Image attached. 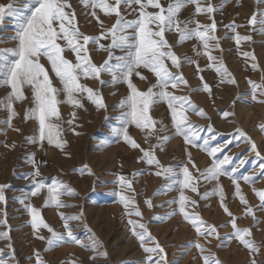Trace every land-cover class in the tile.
<instances>
[{"label": "rangeland", "instance_id": "374dc122", "mask_svg": "<svg viewBox=\"0 0 264 264\" xmlns=\"http://www.w3.org/2000/svg\"><path fill=\"white\" fill-rule=\"evenodd\" d=\"M9 2L0 0L3 5ZM67 2L71 7L65 10L75 15V23L84 35L99 36L101 22L104 29L115 22L114 14L105 15L99 8L86 7L81 0ZM107 2L113 3L114 0ZM160 2L167 8L175 0ZM199 3L202 8L211 4L214 11L196 14L195 5L187 4L180 9L178 19L192 21L188 26L193 29L196 22L203 26L215 23V31L210 34L216 40L209 42L208 49L214 59L209 61L195 37L178 43L176 32H166L165 39L180 58V66L174 68L170 61L166 63L171 72L182 77L175 88L169 85L167 90L190 99L195 111L189 110L185 115L191 124L203 129L200 133L202 138L214 137L210 140V147L227 144L215 158L233 157L231 164L223 166L228 175H220L216 180L198 178L196 169L203 172L211 158L201 149L186 144L184 138L175 133L168 104L162 99L149 109V115L156 122L151 136H148L147 129L142 131L134 124L127 128L129 137L140 148L152 150L160 164L171 167L174 172L170 178L163 173L156 175L161 169L140 159L143 156L140 149H133L122 137L110 133L111 127H121L117 117L126 110L120 105L129 95V89L121 80L113 82L107 73L101 74L103 84L95 79L82 78L80 81H86L84 84L88 83L86 86L98 94L103 108H98L86 93L78 97L82 107L58 104L60 119L53 122L59 124L60 135L52 144H49L47 136L40 139L38 122L31 116V109L35 107L31 89L25 86L23 98L13 101L15 115L9 126L6 103L11 89L0 85V185L7 186L0 189L4 197L0 200V233H7V237L0 238V250L14 255L10 264H36L35 253H39L43 264H147L148 254L132 235L129 220L146 225L151 236L164 248L168 264H203V256H209L218 264H264V206L253 192V189H264V177L258 176L262 161L249 150V144L243 138L234 136L236 129L243 131L256 144L260 157H264V132L261 131L264 126V102H261L264 95H260L264 90V24L259 22L264 19L260 15L264 13V0H199ZM120 10L125 19L134 20L138 17L139 6L123 4ZM145 10L156 11L150 7ZM93 11L98 20L91 15ZM253 13L257 14L256 23L249 24ZM14 35V20L6 17L0 21V50L15 46L16 41L11 39ZM237 35L250 39L237 43ZM217 41L218 47L215 46ZM109 42L105 39L100 43L107 45ZM58 43L64 44L63 41ZM65 51L66 59L75 60L70 50ZM114 54L123 55L120 50H114ZM88 55L96 65L108 57L106 51L98 50V45L92 43L88 45ZM41 63L48 70L54 86L61 88L47 59L41 58ZM140 72L145 79L134 75L132 83L139 91H146L155 84L156 78L146 69H140ZM233 80L234 83L230 82ZM250 82L261 86L255 90V100ZM204 84L208 85L209 91L203 90ZM58 99L63 100V94ZM200 110L203 116L197 114ZM224 113L229 115L225 117ZM209 125L212 131H209ZM157 136L169 139L162 141ZM101 141L107 143L101 145ZM56 142L61 147H57ZM197 143H203V139ZM241 159L246 163L238 167ZM85 165L88 170L82 171ZM184 166L189 168L194 178L192 184L183 189L187 197L185 213L198 214L205 224L216 226L213 236L198 235L191 223L179 213V205L172 203L180 197L179 181L183 180L181 169ZM37 168L40 176L36 179L43 180L46 187L33 196L32 174ZM232 168H237V171L232 173ZM230 175L239 177V193ZM245 175L252 176L253 182L245 183L242 179ZM118 177H124L130 187L121 184ZM55 182L67 185L75 193L60 195L59 199L65 206L59 208L52 203L45 204L47 187ZM193 185L197 189L195 192L191 191ZM205 194L206 198H202ZM121 196L125 203L121 202ZM240 196L246 203H241ZM145 201H150L152 206L149 207ZM222 202L232 217H236V226L249 230L250 235L245 239L252 242L256 251H250L234 237L229 222L231 217L221 207ZM28 205L36 208L43 221L66 239L60 214L79 217L69 220L68 224L80 243L62 242L49 247L47 239L38 237L47 238L51 233L41 227L34 234ZM133 209L138 210L141 216L128 215ZM247 209H251V214ZM93 240L97 242L96 252L92 251ZM196 244L205 251H199ZM93 256L95 259H90ZM153 258H156L154 254Z\"/></svg>", "mask_w": 264, "mask_h": 264}, {"label": "snow or ice", "instance_id": "6c2138e0", "mask_svg": "<svg viewBox=\"0 0 264 264\" xmlns=\"http://www.w3.org/2000/svg\"><path fill=\"white\" fill-rule=\"evenodd\" d=\"M81 3L86 7L91 6L93 9L99 8L105 15L114 14L116 17L115 22L107 29L103 28L101 22L102 31L100 35L88 36L79 31L75 23V15L65 10L71 7L67 0H10L7 5L0 4V21L7 17L15 22V35L11 37V39L16 41L15 46L11 49L0 50V85H6L11 89L6 103V108L9 111V126H11V119L15 115L13 101L21 100L24 96V88L28 86L31 89L35 105L31 109V116L38 122L40 139L43 140L47 136L49 144H52L54 139L60 135L59 124L53 122L60 119L58 104L68 103L73 107H82L78 97L86 93L87 98L98 108H103L102 99L98 94L80 81L82 78L95 79L103 84L105 82L101 79V74L107 73L112 77L113 82L121 80L127 84L129 89V95L125 100L121 101L120 105L122 109L126 110L122 111L120 116L117 117L121 127H111L110 133L112 136L122 137L133 149H140L143 153L140 159H143L149 165H155L161 169V171L155 173L156 175L159 176L163 173L166 174V178H170L174 175V172L171 167H163L159 160L155 158L152 150L140 148V145L129 137L127 128L129 124H134L142 131L147 129L148 136H151L155 130L156 122L149 115V109L152 104L161 99L168 104L175 133L182 136L186 144L201 149L211 158L210 164L203 172L196 169L199 174L198 178L216 180L220 175H228L223 166L231 164L233 157L224 155L223 159L215 158L216 153L221 152L224 147H227V144L210 147V140L214 137L202 138L200 133L203 129L200 126L191 124L185 115L189 110L195 111L190 99L176 96L167 90L169 85L175 88L177 83L182 80V77L171 72L166 63L170 61L171 66L174 68H179L180 66V58L171 50V46L165 39V33L176 32L179 37L178 43L195 37L200 41L204 49L203 54L208 57L209 61L213 60L214 58L209 54L208 49L209 42L216 40V37L210 34L215 31V23L203 26L196 22V27L193 29L188 26L192 21L183 22L178 19L180 9L187 4L195 5L196 14L202 12L210 14L214 11L213 6L209 4L207 8H202L199 0H175V2H170L167 8L161 4L160 0H114L113 3H109L107 0H81ZM17 4L19 6H16ZM123 4L129 6L138 5V17L134 20L125 19L120 10ZM149 7L156 11H146L145 9ZM91 15L98 20L95 11ZM256 15V13H253L249 24L256 23ZM260 15L264 16V13ZM259 22L264 24V19ZM105 39L110 41L107 45L100 43ZM242 39L246 40L250 39V37L236 36L237 43ZM58 41H63V46ZM90 43L98 45V50H104L108 54L107 59L100 65L93 63L88 55V45ZM215 46L218 47V41ZM66 49L75 55V62L65 58L63 53ZM114 50H120L123 55L116 56ZM197 54L199 55L200 53ZM245 55L248 54L245 53ZM41 58H46L51 65V71L62 85L61 88L54 86L48 70L41 63ZM113 60L115 63H112ZM140 69L148 70L156 78L155 84L146 91H139L132 83L131 78L134 75L145 79L141 75ZM217 71H220V69L218 68ZM230 82L234 83L235 81ZM250 83L254 90L252 98L255 100L257 98L255 90L261 86ZM203 90L209 91L207 84H204ZM61 94H63V100L58 99ZM260 95H264V90L260 92ZM197 114L204 115L202 110ZM228 115L229 113H224L225 117ZM74 116L75 113H73ZM26 118H28V113H26ZM68 123L71 124L72 121L69 120ZM208 128L209 131H212L210 125ZM261 131L264 132V126L261 127ZM234 136L237 139L243 138L249 144V150L261 159L258 176L264 177V157H260L256 144L239 129H236ZM157 139L167 141L169 137L157 136ZM201 139H203V143H197ZM105 143L107 141H101V145ZM56 146L61 147V144L56 142ZM189 162L191 163L190 154ZM245 163L246 161L241 159L238 167H243ZM192 166L195 167L194 164ZM83 170H88L87 165L84 166ZM231 171L235 173L237 168H232ZM181 172L183 180L179 181L181 186L180 197L178 201H173L172 203L179 205V213L191 223L198 235L213 236L217 231L216 226L205 224L198 214L189 215L185 213L187 197H185L183 189L188 188L194 178L190 175L187 166L182 167ZM32 176L34 185L32 195L36 196L46 185L43 180L36 179L40 176L38 168L33 172ZM229 178L232 179L233 184L236 185L237 193H239V185L237 183L239 177L230 175ZM242 179L245 183H252L254 180L252 176L248 175L243 176ZM118 180L121 184H128V187H130V183L124 177H118ZM4 187L7 186L0 185V189ZM196 190L193 185L191 191L195 192ZM253 192L262 202V206H264V189H253ZM62 194L74 195L75 193L67 185L55 182L52 186L47 187L45 204L52 203L57 208L65 206L59 199ZM206 196L207 194L202 198H206ZM3 199V195L0 194V200ZM120 199L122 203H125L123 196ZM240 200L241 203H246L243 196H240ZM145 203L149 207L152 206L150 201H145ZM191 203L195 204V201H191ZM27 207L31 215V226L34 234L41 227L46 228L51 233V236L47 238L38 237L39 239H47L49 247L56 246L62 242L80 243L73 236L68 224L69 220L79 219V217H66L62 213L60 214L61 219L64 221L66 239L64 235L56 233L43 221L36 208L31 205ZM221 207L231 217L229 222L232 225L234 237L245 247L249 248L250 251H256L257 249L253 247L252 242L245 239V236L250 235L249 230L238 228L235 223L236 217H232L223 202ZM247 213L251 214V209H247ZM128 215L140 217L141 213L133 209V211L128 212ZM128 223L131 225L132 235L137 238L144 252L148 254L147 264H168L164 248L151 236L146 225L131 220ZM137 229L140 230L137 231ZM4 237H7V233H0V238ZM8 247L10 248L11 246L9 245ZM96 247L97 242L93 240L92 251L96 252ZM195 247L201 252L205 251L199 244H196ZM153 254L156 257L155 259ZM35 255L37 256L36 264H43L39 253H35ZM97 255L106 256L107 254L97 253ZM90 259L94 260L95 256L90 257ZM202 259L203 264H218L209 256H203ZM12 260H14V255L10 256L0 250V264H10Z\"/></svg>", "mask_w": 264, "mask_h": 264}, {"label": "bare ground", "instance_id": "6f19581e", "mask_svg": "<svg viewBox=\"0 0 264 264\" xmlns=\"http://www.w3.org/2000/svg\"><path fill=\"white\" fill-rule=\"evenodd\" d=\"M108 19H109V18H108ZM110 20H111V19H110ZM110 23H111V22H110ZM62 44H63V43H62ZM90 48H92V47H90ZM65 52H66V51H65ZM66 53H67V52H66ZM94 54H95V53H94ZM94 54H93V55H94ZM70 55H71V54H70ZM73 61H75V60H73ZM98 61H99V60H98ZM81 81H82V79H81ZM83 81H84V80H83ZM85 82H86V81H85ZM85 82H84V83H85ZM95 82H96V81H95ZM84 83H83V84H84ZM96 83H97V82H96ZM87 84H88V83H87ZM87 84H86V85H87ZM92 84H94V83H92ZM95 86H96V85H95ZM62 104H63V103H62ZM60 105H61V104H60ZM65 105H66V103H65ZM63 113H64V112H63Z\"/></svg>", "mask_w": 264, "mask_h": 264}]
</instances>
